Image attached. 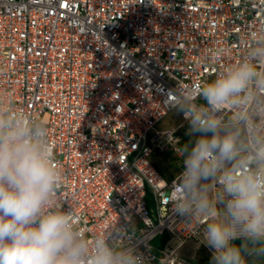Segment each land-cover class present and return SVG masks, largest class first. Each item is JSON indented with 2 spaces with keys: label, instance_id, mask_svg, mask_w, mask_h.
<instances>
[{
  "label": "built area",
  "instance_id": "obj_1",
  "mask_svg": "<svg viewBox=\"0 0 264 264\" xmlns=\"http://www.w3.org/2000/svg\"><path fill=\"white\" fill-rule=\"evenodd\" d=\"M260 24L264 0H0V94L47 125L58 202L84 230L107 229L143 264H186L189 241L193 259L213 256L205 224L165 196L178 188L190 122L181 111L176 125H156L180 110L178 88L241 57Z\"/></svg>",
  "mask_w": 264,
  "mask_h": 264
},
{
  "label": "clouds",
  "instance_id": "obj_2",
  "mask_svg": "<svg viewBox=\"0 0 264 264\" xmlns=\"http://www.w3.org/2000/svg\"><path fill=\"white\" fill-rule=\"evenodd\" d=\"M174 103L198 135L180 148L183 172L166 198L205 224L212 264H264V24L241 57L178 88ZM54 160L47 125L0 94V264H143L58 202Z\"/></svg>",
  "mask_w": 264,
  "mask_h": 264
},
{
  "label": "rangeland",
  "instance_id": "obj_3",
  "mask_svg": "<svg viewBox=\"0 0 264 264\" xmlns=\"http://www.w3.org/2000/svg\"><path fill=\"white\" fill-rule=\"evenodd\" d=\"M180 112L181 110H175L170 112L167 116H165L161 121H159V123L156 125V127L160 130H164L167 128H170L174 125H176L179 120H180ZM186 133V132H185ZM155 164H161L162 168L164 170H166L167 173H171V172H176L177 168L174 169H169L170 164H168L167 161L162 160V159H155ZM160 166V165H159ZM161 168V167H160ZM161 234H159V236H157L156 239L153 240V244L154 246L157 248L155 250L156 255L159 257L160 256V252L158 251V248H161L165 238L163 239L162 236H160ZM196 248V243H192V242H187L186 244H184L180 249H179V255L181 257V259L184 260V262L186 264H196V262L199 261V259H201L202 255L207 254L206 250H204L203 252H198L195 256V258L193 259L191 257L193 251ZM208 255V254H207ZM210 255V254H209ZM156 264H163V263H159L158 261L156 262Z\"/></svg>",
  "mask_w": 264,
  "mask_h": 264
},
{
  "label": "trees",
  "instance_id": "obj_4",
  "mask_svg": "<svg viewBox=\"0 0 264 264\" xmlns=\"http://www.w3.org/2000/svg\"><path fill=\"white\" fill-rule=\"evenodd\" d=\"M186 133H184V135H183V138H182V142H181V147H183L185 144H187V143H189V142H191V141H194V139L196 138V136L198 135V134H193V135H189V132H190V127H187L186 129ZM160 165V166H159ZM156 164V167L158 168V170L160 171V172H162L163 174H165V170L162 168V165L161 164ZM161 167V168H160ZM159 236V235H158ZM160 236H162V238L164 239H166L167 238V234L166 233H163V234H161ZM156 238H157V236H156ZM155 238V239H156ZM235 243H237V244H239L240 243V241L239 240H237V241H235ZM200 251L201 252H203L204 251V249H200ZM198 264H212V261L208 258V255L207 254H205V255H202V257H201V259H199V261H198Z\"/></svg>",
  "mask_w": 264,
  "mask_h": 264
}]
</instances>
